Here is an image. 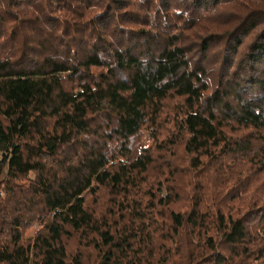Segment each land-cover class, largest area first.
<instances>
[{
    "label": "trees",
    "instance_id": "obj_1",
    "mask_svg": "<svg viewBox=\"0 0 264 264\" xmlns=\"http://www.w3.org/2000/svg\"><path fill=\"white\" fill-rule=\"evenodd\" d=\"M0 264H264V0H0Z\"/></svg>",
    "mask_w": 264,
    "mask_h": 264
},
{
    "label": "rangeland",
    "instance_id": "obj_2",
    "mask_svg": "<svg viewBox=\"0 0 264 264\" xmlns=\"http://www.w3.org/2000/svg\"><path fill=\"white\" fill-rule=\"evenodd\" d=\"M215 52L217 54V57L215 56ZM199 54L200 53L195 52L193 57L198 60ZM213 55L216 58L215 61H214ZM204 57H207L206 60H200L199 62H203L204 65H206V66H211V68L213 70H216L217 67L220 66L219 62H220L221 54H220V49L218 47L209 48V50L205 53V55L202 58H204ZM36 228H37L36 222H33L31 224L26 225L24 227V235L25 236H31L32 233L36 230Z\"/></svg>",
    "mask_w": 264,
    "mask_h": 264
}]
</instances>
